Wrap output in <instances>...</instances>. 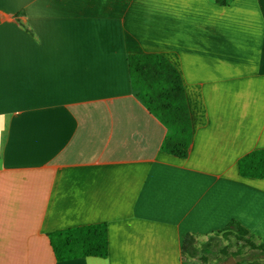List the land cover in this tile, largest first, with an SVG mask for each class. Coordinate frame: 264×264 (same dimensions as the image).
I'll list each match as a JSON object with an SVG mask.
<instances>
[{"label":"crops","instance_id":"crops-1","mask_svg":"<svg viewBox=\"0 0 264 264\" xmlns=\"http://www.w3.org/2000/svg\"><path fill=\"white\" fill-rule=\"evenodd\" d=\"M147 53L180 73L186 157L133 88ZM256 148L264 0H0V264H225L183 239L234 219L264 241V178L238 169ZM91 223L107 256L58 260L50 234Z\"/></svg>","mask_w":264,"mask_h":264},{"label":"trees","instance_id":"trees-1","mask_svg":"<svg viewBox=\"0 0 264 264\" xmlns=\"http://www.w3.org/2000/svg\"><path fill=\"white\" fill-rule=\"evenodd\" d=\"M226 4L228 0H215ZM128 68L133 88L146 107L166 127L162 149L178 157H186L192 140V122L178 70L161 54H130ZM238 169L246 177L264 178V148H256L238 160ZM221 232H232L238 239L246 241L252 258H236L241 253L228 252L226 248L215 249V238ZM53 252L58 260L84 256L105 257L108 253V234L105 223H91L53 231L50 234ZM221 250V251H220ZM182 252L186 256H199L208 260L224 262L229 256L236 261L250 262L264 260V241L249 233L239 222L232 219L220 231L209 236L204 243H197L195 236L187 233L183 239ZM223 255L218 257L215 255ZM262 257V259H261Z\"/></svg>","mask_w":264,"mask_h":264},{"label":"rangeland","instance_id":"rangeland-1","mask_svg":"<svg viewBox=\"0 0 264 264\" xmlns=\"http://www.w3.org/2000/svg\"><path fill=\"white\" fill-rule=\"evenodd\" d=\"M189 115H190V113H189ZM190 119H191V117H190ZM214 243L216 244L215 249L223 247V248H226V250L228 252L237 251V252L241 253L240 255H238L236 257L238 259L242 258L243 256L252 258L254 255V251L250 250V248L246 245V241L243 239H238L235 236V234L232 232H221L215 238ZM215 255H218V257L223 256L222 254L219 255L218 253H215ZM241 255H243V256H241ZM233 259L235 260V258H233ZM261 259H262V257H261Z\"/></svg>","mask_w":264,"mask_h":264},{"label":"water","instance_id":"water-1","mask_svg":"<svg viewBox=\"0 0 264 264\" xmlns=\"http://www.w3.org/2000/svg\"><path fill=\"white\" fill-rule=\"evenodd\" d=\"M225 264H235V260L232 256H228L225 260Z\"/></svg>","mask_w":264,"mask_h":264}]
</instances>
